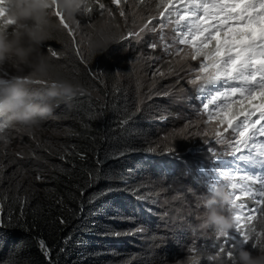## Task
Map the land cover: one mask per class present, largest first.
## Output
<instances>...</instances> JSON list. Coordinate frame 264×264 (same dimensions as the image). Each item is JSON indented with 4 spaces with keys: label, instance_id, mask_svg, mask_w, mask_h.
Wrapping results in <instances>:
<instances>
[{
    "label": "trees",
    "instance_id": "obj_1",
    "mask_svg": "<svg viewBox=\"0 0 264 264\" xmlns=\"http://www.w3.org/2000/svg\"><path fill=\"white\" fill-rule=\"evenodd\" d=\"M107 1L88 0L92 12H82L78 17L86 31H92L100 17L95 10ZM121 6L126 9L125 2ZM109 10L112 16L106 20L117 41L106 53L93 59L77 36V43L73 44L66 30L55 34L43 49L56 66V75L81 84L85 94L59 102L36 136L26 137L27 145L20 155L6 154L5 148L24 130L6 124L0 117V125L5 129L0 133V264H169L175 255L176 250L163 244L161 234L148 223L152 214L147 205L137 199L148 193L150 171L156 168L150 153L157 147L156 135L154 126L148 124L141 112H136L140 86L129 62L140 50L134 43L121 39L127 24L112 8ZM53 19L58 22L56 17ZM77 47L81 56L76 55ZM81 57L87 64L81 62ZM0 72L21 78L29 74L13 62L0 66ZM129 116L132 118L128 119ZM150 148L154 150L149 151ZM163 166L166 168L165 163ZM98 167L111 179L92 181L90 173L94 175ZM37 175L44 179L37 180ZM125 181L130 191L87 202L92 193L107 187H124ZM89 183L93 186L89 187ZM241 202L247 208L258 207L255 201L242 199L238 203ZM98 208L102 211L89 215L90 210ZM231 211L233 214L235 210ZM61 218L65 223L60 222ZM85 224L91 231H83ZM137 227L143 229L142 237H138L139 232L124 234ZM235 227L229 234L240 239ZM252 227L256 231H251ZM113 229L122 235H103ZM248 230L246 250L264 253V247L253 246L264 231V216L257 214ZM68 235L72 239L65 244ZM198 238L192 244L195 258L188 264H231L227 258L229 250L237 259L241 244L230 248L235 242L228 240L225 244L226 238L211 228ZM41 239L51 250L50 258L40 249ZM221 246L225 252L218 254Z\"/></svg>",
    "mask_w": 264,
    "mask_h": 264
},
{
    "label": "snow or ice",
    "instance_id": "obj_2",
    "mask_svg": "<svg viewBox=\"0 0 264 264\" xmlns=\"http://www.w3.org/2000/svg\"><path fill=\"white\" fill-rule=\"evenodd\" d=\"M122 2L124 0H112L117 7ZM6 5L7 0H0V28L10 23L5 19ZM156 7L158 10L156 16L149 18L139 31H129L121 39L128 40L133 37L140 39L146 31L154 33L159 30L162 50L166 55L179 57L180 61L197 62L196 65H188L189 78L186 83L198 93L200 108L197 109V114L205 117L201 123L211 130V138L208 139L210 136L208 129L194 135L205 137L206 139L203 140L205 145L214 141L216 145L225 146L223 152L212 146L207 147V152L220 162V170L215 172L216 175L209 181L208 188L217 187L227 181L224 185L231 190L233 196L235 232L239 234L240 239L229 233H220L219 236L226 238L225 244L228 240L235 242L230 248H235L237 243L245 245L250 240L248 230L250 222L257 218V214L264 216V174H261L264 171V0H159ZM99 9L101 14L103 11H108L109 16H112V12L105 9L103 3L99 4ZM82 12L91 13L92 8L87 4ZM120 15L126 17L123 9ZM56 18L63 24L73 44H76L75 32L64 22L63 16L58 11ZM155 20L159 23L154 24ZM169 26H172L174 33L171 42L164 36V31ZM157 46L156 43L149 45L151 49H156ZM52 55L56 56L57 53L53 51ZM76 55L81 56L79 47L76 48ZM148 59L160 58L150 56ZM81 62L87 64L83 57ZM168 72L179 77L176 84L184 79L174 68L170 67ZM156 74L165 76V72L159 68L156 69ZM4 81L7 80L0 79V82ZM180 90L187 89L181 87ZM171 95V91L153 93L152 96H146L141 104L152 99L153 96ZM142 111V107L136 109L137 113ZM158 118L166 119L167 115ZM194 123L189 119L185 129ZM4 130V126L0 125V133ZM153 150L149 149V151ZM174 151V148H169L170 154ZM223 155H230L232 159L223 160L221 159ZM97 163L101 165L102 161L98 160ZM200 172L203 173V169H200ZM204 175L208 174L204 173ZM36 179L44 178L37 175ZM90 179L98 183L101 179H111V176L98 167L94 175L90 173ZM92 186L93 184L89 183V187ZM120 191H130L127 181L124 187H107L92 193L87 202L95 203L96 200ZM83 195L84 190H81V196ZM143 198L137 196V199ZM244 198L254 200L258 207L247 208L245 203H238ZM83 208L82 203L81 214ZM101 211L102 208L90 210L89 215ZM108 219H117V217H108ZM60 222L65 223L62 218ZM83 231H91V228L85 224ZM140 231L143 229L137 227L133 232L124 234ZM251 231L256 229L252 227ZM103 235L119 237L122 233L113 229ZM71 239V235L66 236L64 243L67 244ZM256 245L264 247V231L260 233V238L253 246ZM39 246L43 254L50 258L51 250L44 240L39 241ZM224 252L225 247H219L218 254ZM227 258L231 264H236L233 251H227Z\"/></svg>",
    "mask_w": 264,
    "mask_h": 264
},
{
    "label": "rangeland",
    "instance_id": "obj_3",
    "mask_svg": "<svg viewBox=\"0 0 264 264\" xmlns=\"http://www.w3.org/2000/svg\"><path fill=\"white\" fill-rule=\"evenodd\" d=\"M155 1V0H154ZM156 3H148L149 0H124L126 9L120 5L117 7L108 0L104 5L105 9H113L117 12L119 19L125 21L126 35L129 31H139L149 18L157 15L158 10H153ZM123 9L126 17L120 15ZM100 19H107L110 16L101 14L99 7L95 10ZM108 13V11H103ZM130 18V19H128ZM154 24L159 23L158 20L153 21ZM151 27V26H149ZM161 32H145L142 38L135 37L128 39L134 43L140 50L139 54L130 58V67L138 80L139 89V107L143 108L141 112L145 116V120L149 125L154 126L156 135V148L151 153V159L155 161L156 168L150 171L151 184L148 193L143 196V203L147 205V210L152 214V220L148 223L161 234L160 240L167 247L176 250L175 255L169 264H188L193 262L195 252L192 244L199 240V236L207 234L205 232H193L188 228L189 223H195L194 217L203 209H197L196 198L202 194H207L208 183L215 177V172L219 171L220 162L213 155L207 152V147H215L219 152H223V145H216L212 141L209 145H205L203 140L206 139L202 135H194V133L203 132L208 129L202 120L205 118L197 114L200 108V101L197 99L198 93L186 80L189 78L188 65H196V61H180L179 57H170L162 50V43L159 39ZM174 33L172 26L164 31L165 39L171 42ZM156 43V49H151L150 44ZM159 57L158 60L148 59V57ZM171 61V63H169ZM174 68L179 76L184 79L176 84L179 78L175 74H169V68ZM159 68L165 72V76L161 77L156 74ZM0 72V79L7 81L13 78H21L18 76L8 77ZM181 87L187 89L181 91ZM171 91L172 95L168 97L153 96L143 104L141 101L146 96H152L153 93H163ZM167 115L166 119L158 117ZM189 119L194 121V125H189L185 129ZM210 132L211 138V130ZM25 131H20L14 139L13 144L10 142L5 148V153L10 155L21 154L26 147ZM31 138L36 135H30ZM169 148H174V153H169ZM230 155H223L221 159L226 160ZM165 163V167L163 166ZM191 169V171H189ZM203 169V173L200 172ZM204 173L208 175L205 176ZM224 181L222 185L226 184ZM226 214H230L229 212ZM138 237L144 235V231L138 233Z\"/></svg>",
    "mask_w": 264,
    "mask_h": 264
},
{
    "label": "clouds",
    "instance_id": "obj_4",
    "mask_svg": "<svg viewBox=\"0 0 264 264\" xmlns=\"http://www.w3.org/2000/svg\"><path fill=\"white\" fill-rule=\"evenodd\" d=\"M87 4L88 0H7L5 19L10 23L0 28V66L13 62L29 74L0 82V117L6 124L34 135L59 102L85 94L81 84L56 75V66L43 49L55 34L65 31L63 24L53 19L57 11L93 59L116 44L117 38L107 20H98L91 32L81 26L78 17ZM38 85L47 86L38 88ZM232 205L233 196L228 187L221 184L208 188L207 194L196 198V208L203 211L194 217L195 223L188 224L189 230L205 232L211 228L219 234L229 233L236 225L234 215L226 214L232 212ZM236 264H264V253L253 254L240 245Z\"/></svg>",
    "mask_w": 264,
    "mask_h": 264
}]
</instances>
